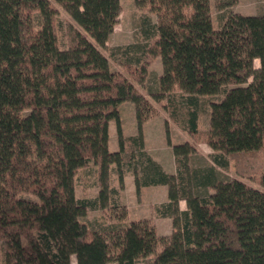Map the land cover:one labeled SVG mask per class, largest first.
<instances>
[{
	"label": "trees",
	"instance_id": "trees-1",
	"mask_svg": "<svg viewBox=\"0 0 264 264\" xmlns=\"http://www.w3.org/2000/svg\"><path fill=\"white\" fill-rule=\"evenodd\" d=\"M135 2L158 21L155 41L125 62L132 81L113 71L100 49L119 22L121 0H0L4 264H71L73 256L77 264H139L151 255V264H264V173L247 181L219 171L264 150V14L229 12L215 27L211 0ZM232 2L218 5L224 10ZM60 10L76 22L66 24L65 48ZM157 58L163 70L151 94L171 101L176 89L181 92L192 136L199 99L222 94L210 102L206 143L213 153L206 166H189L197 152L193 141L172 145L168 138L173 173L145 150L144 122L153 108L138 86L146 85ZM258 58L263 63L255 67ZM124 102L135 105L134 135L122 128ZM112 123L117 150L110 149ZM126 161L138 193L145 186L168 187L160 213L173 218L169 237L148 219L105 231L84 220L91 210L111 206V173ZM89 167L97 174L98 195L80 199L76 178Z\"/></svg>",
	"mask_w": 264,
	"mask_h": 264
},
{
	"label": "rangeland",
	"instance_id": "rangeland-1",
	"mask_svg": "<svg viewBox=\"0 0 264 264\" xmlns=\"http://www.w3.org/2000/svg\"><path fill=\"white\" fill-rule=\"evenodd\" d=\"M220 0H211L212 19L215 27H219L222 20L229 12L242 14H264V0H233L232 4L224 10L218 5ZM122 12L105 47L101 51L108 57L113 71H118L134 81L125 62L140 55V49L151 45L156 39V27L158 17L147 8L137 6L135 0H121ZM76 22L66 12L59 13V43L62 48L67 46L66 24ZM129 47V48H128ZM127 49H129L127 51ZM127 51V53H126ZM262 61L255 60V67H260ZM160 58L153 61L150 66L145 86H138L142 93L146 94L152 104L153 111L144 122L145 150L166 170L176 172L177 163L172 145L185 141H193L197 152L189 159L190 167H202L210 164L213 151L206 143L209 131L210 102L218 100L222 94L206 96L199 99L198 133L194 137L185 127L187 121V104L179 90L174 91L171 101L163 98L157 101L152 92L159 87L158 79L162 73ZM121 123L124 134L134 135L137 132V119L135 105L132 102H124L120 105ZM167 125L170 132L167 131ZM171 144L169 143V139ZM110 149L117 150L116 124L110 126ZM221 175L229 178L249 180L251 174L264 173V150L256 156L245 157L241 164L231 161L228 169L219 168ZM123 174V183L120 174ZM112 186L116 190L111 200V206L106 209L91 210L84 220L97 230L105 231L111 226L121 222L129 223L133 220L148 219L156 227L160 236L169 237L174 230L173 218L164 217L160 210L168 202V187L155 185L142 187L138 193L135 185L133 169L126 161L121 167H113L111 173ZM99 183L94 168L82 170L76 178V195L78 198H95L98 195ZM24 197L35 198L31 194ZM179 208H187L185 200H180ZM5 243L0 240V264H4ZM154 255L140 261L139 264H151ZM71 264H77L75 256ZM116 264V263H110Z\"/></svg>",
	"mask_w": 264,
	"mask_h": 264
},
{
	"label": "crops",
	"instance_id": "crops-1",
	"mask_svg": "<svg viewBox=\"0 0 264 264\" xmlns=\"http://www.w3.org/2000/svg\"><path fill=\"white\" fill-rule=\"evenodd\" d=\"M163 167V166H162ZM165 170V169H164ZM167 172H170V173H173L174 171H172V170H166Z\"/></svg>",
	"mask_w": 264,
	"mask_h": 264
}]
</instances>
